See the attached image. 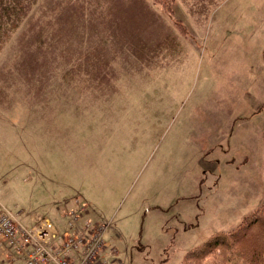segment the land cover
<instances>
[{
  "label": "rangeland",
  "instance_id": "rangeland-1",
  "mask_svg": "<svg viewBox=\"0 0 264 264\" xmlns=\"http://www.w3.org/2000/svg\"><path fill=\"white\" fill-rule=\"evenodd\" d=\"M0 124L14 215L79 196L112 264H243L185 255L264 200V0H0Z\"/></svg>",
  "mask_w": 264,
  "mask_h": 264
},
{
  "label": "built area",
  "instance_id": "built-area-1",
  "mask_svg": "<svg viewBox=\"0 0 264 264\" xmlns=\"http://www.w3.org/2000/svg\"><path fill=\"white\" fill-rule=\"evenodd\" d=\"M75 203V208L66 210L69 233L60 246L55 245L59 235L50 221L37 220L27 227L12 212L0 207V241L23 256L21 261L13 259L0 264H112L102 256L108 225L83 219L87 204L79 199Z\"/></svg>",
  "mask_w": 264,
  "mask_h": 264
},
{
  "label": "trees",
  "instance_id": "trees-1",
  "mask_svg": "<svg viewBox=\"0 0 264 264\" xmlns=\"http://www.w3.org/2000/svg\"><path fill=\"white\" fill-rule=\"evenodd\" d=\"M245 243L249 247L240 248ZM219 250L225 255L230 252V262L240 256L243 264H264V200L258 209L242 219L237 228L226 234H214L202 245L187 252L185 257L201 262Z\"/></svg>",
  "mask_w": 264,
  "mask_h": 264
},
{
  "label": "crops",
  "instance_id": "crops-1",
  "mask_svg": "<svg viewBox=\"0 0 264 264\" xmlns=\"http://www.w3.org/2000/svg\"><path fill=\"white\" fill-rule=\"evenodd\" d=\"M1 124H0V128H1ZM4 133H5V131H4ZM26 140V139H25ZM23 143V145L25 146V141L24 142H22ZM7 142H6V138H4V135H1L0 136V149L2 148L3 150H1L2 152H5L4 150H6L8 153H11V150H10V147L9 146H7ZM21 149V148H20ZM23 149V148H22ZM21 149V150H22ZM23 150H25L26 151V147L23 149ZM15 151H13V154L15 155ZM6 153H4V155H5ZM19 154V153H18ZM0 159H2L3 160V162H4V159H3V157H0ZM25 160V159H24ZM21 163H22V165L24 164V161H21ZM1 165L3 166V167H1ZM6 165H5V163H3V164H0V174H3V172H4V170L6 169V168H4ZM32 176H33V174L31 173V172H29V175L27 176V177H21V175H15V177H14V179L16 180V182H18V184L19 185H21V186H23V185H26V187L25 186H23L24 187V189H26L25 191H27V190H29V188L30 187H32L33 186V184L35 183V181H33V178H32ZM32 183V184H31ZM28 184H29V186H28ZM11 189V188H10ZM9 189V191H13V189H11L10 190ZM31 189V188H30ZM32 190V189H31ZM23 192H21L20 194H19V196H18V198H19V200H18V203H17V205H16V207L19 209V212L16 214V216H17V218H18V220L24 225V226H27V227H31L32 225H34L36 222H37V220H42V218H41V214L40 213H38V211H32V210H29V209H27V208H25V207H23V205H22V203H21V199L23 198L24 200H26V197H25V194L23 193V195L21 196V194H22ZM15 198H17L16 196H15ZM75 198H79L80 199V197L79 196H76ZM61 199H62V201H60L59 202V207H58V211H60L61 213H63V214H65L66 215V210H67V207L68 208H75V205L73 204V201H72V198L71 199H69V197H67V196H64V195H61ZM75 200V199H74ZM3 201H4V199H3ZM2 200H0V206L1 207H5L6 205L4 204V202H3ZM52 202H54V201H52ZM85 202V201H84ZM86 203V202H85ZM87 204V203H86ZM88 205V204H87ZM5 208H7V207H5ZM90 214V210H87V214H86V216L85 217H88V215ZM46 221H50V219H48V218H46L45 219ZM51 223L53 222V220L52 221H50ZM53 225H54V222L52 223ZM54 228L57 230V232H58V235H59V237L56 239V241H55V245L56 246H60L62 243H63V241H64V239L67 237L66 236V234L67 233H69V229H68V227L64 230V232L62 233V234H60V230H59V226L58 225H54ZM112 250V249H111ZM107 251V248L105 247V250H104V253H105V255H107V257H109L110 258V256H114L113 254H112V251ZM15 259V260H18V261H20V260H22V258H23V256L21 255V254H19V253H17V251H15L13 248H10V247H8L7 246V244H5V242H0V261H4V262H7V261H11V259Z\"/></svg>",
  "mask_w": 264,
  "mask_h": 264
}]
</instances>
